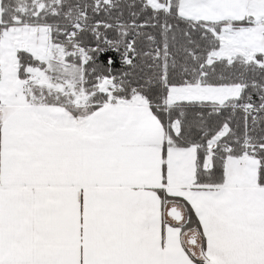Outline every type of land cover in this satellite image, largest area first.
<instances>
[{"label":"snow or ice","instance_id":"snow-or-ice-1","mask_svg":"<svg viewBox=\"0 0 264 264\" xmlns=\"http://www.w3.org/2000/svg\"><path fill=\"white\" fill-rule=\"evenodd\" d=\"M0 264H264V0H0Z\"/></svg>","mask_w":264,"mask_h":264}]
</instances>
